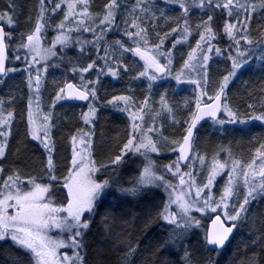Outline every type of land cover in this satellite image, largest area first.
Here are the masks:
<instances>
[{
    "label": "snow or ice",
    "instance_id": "obj_1",
    "mask_svg": "<svg viewBox=\"0 0 264 264\" xmlns=\"http://www.w3.org/2000/svg\"><path fill=\"white\" fill-rule=\"evenodd\" d=\"M163 3L178 6L182 10L180 15L168 16L166 9L157 7L156 0H135L130 6L127 0H108L102 11L96 13L91 11V0H47V3L39 0L33 29L20 33L19 37L11 30L15 27L13 0H9V11L0 13V22L10 29L5 31L0 26V84L11 73L26 74L29 95L24 135L37 142L46 154L47 175L46 181L35 176L25 180L17 168L4 178L5 168L0 166V252L10 264H89L87 237L97 215L101 238L112 240L109 247L93 249L96 253L93 264H137L142 241L143 251L148 254L140 264H219L218 257L248 223L253 202L264 201V142L259 143L246 165L223 146L209 163L195 150L202 122L211 121L221 133L233 131L228 125L238 126L235 131L244 133L253 122L264 123V97L259 106L248 104L244 112L228 98L230 85L243 71L252 69L264 74V30L258 28L259 35L253 37L251 27L254 14L257 19L264 18V0H163ZM193 8L207 17L201 18L195 28L190 23ZM60 11L63 19L53 27L51 21ZM118 15L123 27L116 24ZM173 19L176 26L161 35L158 22L163 20L166 24ZM49 29L56 34L51 46L46 47ZM115 32H122L127 40L108 41L107 36ZM153 32L157 42L152 41ZM83 33H91L92 39H81ZM169 36L173 37L172 49L195 39L194 47L189 43L186 58L181 54L179 71L173 67V51L165 48ZM223 37L229 41L228 49L213 43ZM57 45L62 52L60 62L68 60L72 79L78 78V82L65 79L59 84L51 109L43 112L41 91L48 67L59 66L48 63L58 55ZM73 46L79 48L75 63L63 54L64 49ZM10 51L13 62H20L23 68L6 66ZM129 53L142 61L132 79L147 81L149 93L154 86L160 87L157 81L171 77L177 85H194V96L186 99L180 109L169 103L167 89L159 95L158 109L150 96L139 102L132 95L112 96L105 106L127 113V136L117 152L106 160H97L94 137L100 111L97 106L100 78L119 79L121 68L127 73L129 68L124 59ZM213 53L226 55L230 62L226 74L215 82L209 75ZM261 91L264 92V87ZM13 99L9 97V103ZM62 102H86L87 111H81L79 116L84 127L77 128L70 137V163L60 183L54 159L53 110ZM4 103L0 99V161L7 159L15 121L14 110L5 113ZM161 117H166L178 136L164 135L163 124L157 126ZM21 119L25 117L22 115ZM165 148L176 158L158 165L153 154L159 156ZM221 152L227 153L226 159L221 160ZM133 157L141 160L137 165L139 173L125 181L123 169ZM225 175L227 178L217 187V178ZM153 189H163L165 197L157 202ZM133 201L142 208L141 212L128 210L126 205ZM194 213H200L201 217L215 214L210 227L205 228L202 218ZM116 223L122 225V230L114 231ZM154 226L159 229L158 234H150ZM137 230L141 235L134 240ZM53 231L56 235H52ZM255 237L246 248L259 245V251L246 255L240 264H264V217ZM61 249L71 250V255L61 253ZM108 255H114L115 259H106Z\"/></svg>",
    "mask_w": 264,
    "mask_h": 264
},
{
    "label": "trees",
    "instance_id": "obj_2",
    "mask_svg": "<svg viewBox=\"0 0 264 264\" xmlns=\"http://www.w3.org/2000/svg\"><path fill=\"white\" fill-rule=\"evenodd\" d=\"M108 0H92L91 3V11L94 13L100 12L103 9L105 3ZM15 5V16L14 23L15 28L11 29L14 36L19 37L20 33L27 32L30 28L34 27L36 15H37V7L39 0H13ZM47 3V0H46ZM135 3V0H127V4L130 6ZM156 4L158 8L166 9L167 15L170 17H178L182 10L178 8L176 5H165L163 0H156ZM9 11V0H0V13ZM159 14V13H157ZM257 14H254V18L252 20V36L257 37L259 35L258 28L260 30H264V18L257 19ZM217 17H219V10H217ZM201 18L207 19L201 11L197 8H193L190 13V23L193 28L195 25L201 22ZM3 25L2 22H0ZM116 24L123 27L122 17L117 16ZM158 30L161 32V35L165 31H170L172 27H175V20H169L168 23H164L163 20L158 22ZM5 26V25H3ZM6 30L9 31V27L5 26ZM50 32L48 31V38H50ZM195 34V33H193ZM196 35V34H195ZM76 34L73 33V37L75 38ZM178 38V37H176ZM81 39H92L91 33L85 34ZM117 39L127 40L126 37L123 36L122 32L110 33L107 36L108 41H115ZM152 41H156L155 33H152ZM194 42V39L192 40ZM173 37L169 36L165 41V48L171 49L175 56L174 65L179 69L182 60L181 54L186 58V53L190 50L186 46H177L176 49H172ZM229 41L226 37L220 38L215 41V45L220 47L221 49L225 48L227 45L229 47ZM76 48H78L76 46ZM77 50V49H76ZM95 58V56H93ZM9 66L11 67H19L23 68V64L18 62V64L13 62L12 53H9ZM139 61L138 57L133 58L131 54H126L124 63L128 65L129 71L127 73L123 72L121 68V77L119 79H114L108 76H103L100 78V84L98 85L99 92L98 95L100 97L97 102V106L100 108L99 118L95 125L96 135L94 137V157L97 160H106L108 156L114 154L118 151L120 145L125 141L127 136V129L129 127V119L127 113L120 112L118 109H114L110 106H105L106 102L112 98L114 95H132L137 102L143 100L145 96H150L151 101H156L157 103L153 105L155 108H159L158 101L159 95L164 92L165 89L168 90L167 97L169 103L173 104L180 109L183 107V103L186 99H191L194 96V89L189 86H183L178 89V85L175 82H170L168 80L161 81L158 83L160 87H153L151 93L147 90V84L143 80H134L132 77L136 74V71L139 69V66L142 65V61L139 63H133V61ZM90 62V61H88ZM49 63V62H48ZM50 65H54L51 63ZM223 63L220 62H211L209 65V75L212 82L222 78L223 74H226L227 67L223 70ZM230 66V64H228ZM59 69L63 70L67 73V78L69 82H78V78L76 80L72 79L71 73V65L69 63L59 66H50L48 67V77L46 76L45 81L48 84V87L51 86V90L55 88L54 81L57 77H60L57 73H59ZM250 73L252 77V81L258 77L260 74L259 71H254L249 69L248 71H243V74ZM243 74L239 75L234 84L230 87L228 92L229 102L235 106L239 107L240 110H247L248 104H256L259 106L258 101L255 100V97L258 93L257 89L252 88H244L248 83L246 79L241 82H238ZM64 77V76H63ZM26 74H21L20 72L11 73L9 77L5 78L4 83L0 87V99L4 100V110L5 113L9 110H14L15 112V121L13 123L11 132L12 135L9 138V149L7 150V159L4 161H0V166L5 168L4 176L10 174L13 169H19L22 178L29 177H44L45 181L47 179L46 171L44 169V162L46 161V154L43 152V149L36 143L32 141L30 138H26L24 135L25 131V122H26V109L28 102L29 91L26 85ZM91 78H94L92 76ZM261 82V83H260ZM260 82L258 84L264 87V74L261 73ZM240 84L241 91H243V100L236 99V93L239 92L238 85ZM244 85V86H243ZM250 85H254L250 83ZM264 94V92L262 93ZM9 97H14V99L9 103ZM234 100L241 102L240 104H236ZM194 107V104H193ZM86 106L75 104V103H67L62 102V104L57 105V107L53 110L55 115V123L56 127L54 130V136L56 142V153L54 156L55 162L57 164V175L60 179V183H62V176L64 171L62 168L67 165L64 158H68V147H62L64 140L70 139L71 135L75 133L76 129L79 127H84L82 121L79 120V116L81 111H86ZM22 115L25 117V120H22ZM163 120V132L164 135L173 137L178 136V133L169 126V122L166 117H161ZM258 122V121H257ZM261 123V122H260ZM233 131H229L227 133L218 134L211 131V121L207 122L203 127H201L197 133L196 141H195V150L200 151V155L204 156L206 159H211V157L217 152L218 145H223L225 148H229L234 158L240 159L242 163L245 165L250 163L252 158L254 157L255 149L259 147L260 142H264V123H253L250 126V130L244 133L239 131H235L237 128L228 127ZM205 147L210 149V152H203ZM206 151V150H205ZM227 153L221 152L220 158H223ZM154 158L157 160L158 165H164L169 163L171 160L176 158V154L172 153L170 155H159L153 154ZM135 161V162H133ZM65 163V164H64ZM141 163L140 158L133 157L129 159L125 168L123 169L125 176L124 179L127 181L133 174H138L139 169L137 165ZM104 178V177H102ZM174 182V181H173ZM175 183V182H174ZM156 194V200L159 202L160 198L165 197V193L163 189H153ZM130 200L132 198H129ZM129 211L131 212H141L142 208L137 205L135 201L126 205ZM99 211H103L101 208ZM251 216L249 217L248 223L242 228L240 232L236 234V239L232 241L229 247L218 257L219 264H240V261L245 259V256H251L253 252L259 251V245H253L251 247H247L253 239H255V234L259 228V221L262 217H264V201H261L257 204L255 201L251 206ZM100 216L97 215L96 223L92 225V231L88 234V256L87 259L89 264H93V261L96 259V253L93 251L96 247L106 248L110 246L112 238L105 241L101 238L100 232L102 231L99 226ZM210 219L206 218L203 223L205 228L208 227ZM122 230V225L120 223H116L114 225V231ZM131 231V229H128ZM202 232V230H199ZM159 229L153 227L150 230V234L157 233ZM52 235H56V232L53 231ZM141 233L137 230L134 233V240L136 237H140ZM242 241V242H241ZM239 244V247L237 245ZM145 242H141V255L136 258L137 264L143 260L144 256L147 255V252H144ZM67 252L71 254V250H63V253ZM16 255L22 256L23 253H15ZM212 256L216 258V254L212 253ZM106 259H115L114 255H108L105 257ZM165 258H178V257H168ZM264 259V257H262ZM0 264H10L8 257L0 252Z\"/></svg>",
    "mask_w": 264,
    "mask_h": 264
},
{
    "label": "rangeland",
    "instance_id": "obj_3",
    "mask_svg": "<svg viewBox=\"0 0 264 264\" xmlns=\"http://www.w3.org/2000/svg\"><path fill=\"white\" fill-rule=\"evenodd\" d=\"M91 3H92V0H91ZM64 6L62 5V8H63ZM101 12V11H100ZM63 19V12L62 11H60V12H58V14L52 19V21H51V23H52V26L54 27L56 24H58L59 22H60V20H62ZM16 26V25H15ZM8 27V26H7ZM15 28V27H14ZM13 28V29H14ZM33 29V27L32 28H30L27 32H30L31 30ZM49 31H51L50 32V38H47V40H45L44 41V45L47 47V46H51V39L55 36V32L54 31H52L51 29H49ZM27 32H25V33H27ZM85 34H89V33H85ZM194 35V37H195V39H198V36H196L195 34H193ZM195 39H194V42L192 41L193 39L192 38H190L189 39V43L191 44V46H195ZM189 43H186V44H182L181 46H186L187 48H189ZM214 44H215V41L213 42ZM229 44V43H228ZM177 46H179V45H177ZM78 47V46H77ZM225 48H227V45H225ZM224 48V49H225ZM77 49V50H76ZM171 50V49H170ZM78 52H79V48H76V46H73V47H71V48H67V49H64L63 50V54H66V57H70V58H72L73 59V62L75 63L76 62V58H77V54H78ZM57 53H58V55L56 56V57H53L50 61H48L49 62V65L51 64V63H53L54 65H62V63H64L65 62V64H67L68 63V60L67 59H65L62 63L60 62V60H59V57H60V55L62 54V52H61V49H60V46L59 45H57ZM101 55H103V53L101 52L100 53ZM233 54H235L234 53V51H233ZM213 61H215V62H220V63H223L224 65H222L223 66V70H225L226 69V67H227V69H229L230 68V66H228V64H230V62L228 61V59H227V56L226 55H222V56H217L215 53H213L212 54V60L210 61V63H209V65L211 64V62H213ZM18 64V62H15V64ZM226 66V67H225ZM173 67H174V70L175 71H179V69L175 66V65H173ZM60 77H57V79L54 81V86H55V88H53L52 90H51V86L50 87H48V84L46 83V81H45V83H44V87L42 88V91H41V96H40V102H41V107H42V110H43V112H48L50 109H51V102H52V98H53V95H54V92L56 91V90H58V85L59 84H62V82L65 80V79H67L68 80V78H67V73L66 72H64L63 70H61V69H59V73H57ZM251 74L250 73H247V74H243V76H242V78L238 81V82H241V81H243L244 79H246V81H247V83H248V85L247 86H244V88H252V89H257L258 90V93H257V95H256V97H255V100L256 101H258V103L260 102V99H261V97H264V94H262L263 92L261 91V88L263 87L261 84L259 85L258 84V82H260V77H261V72H260V74H258V77L257 78H255L253 81H252V77L250 76ZM46 76L48 77V74H46ZM46 76H45V78H46ZM64 76V77H63ZM95 78V77H94ZM93 78V79H94ZM168 81H170V82H175L171 77H169L168 79H167ZM143 81H145V80H143ZM162 81H164V80H162ZM236 81V80H235ZM234 81V82H235ZM146 82V84H147V81H145ZM161 81H157L156 82V84H158V83H160ZM234 82H233V84H234ZM176 83V82H175ZM250 83H253L254 85H250ZM261 83V82H260ZM232 84V85H233ZM1 85L2 84H0V87H1ZM232 85H230V87L232 86ZM183 86H189V87H191V88H195V86L194 85H191V84H187V83H185V84H182V85H178V89L179 88H181V87H183ZM236 89H238L239 90V92H237L236 93V99L237 100H243L242 98H244L243 96V91H241V87H240V84L238 85V87L236 88ZM237 100H234V102L236 103V104H240L241 102H239V101H237ZM235 107V106H234ZM87 111V110H86ZM244 111H246V110H241V112H244ZM146 119H148L147 117H146ZM149 122H150V120H149ZM163 124V120L160 118L158 121H157V126H159V124ZM253 123H259V124H263V123H260V122H253ZM226 127H233V128H237L238 126H234V125H228V126H226ZM211 131H213V132H215V133H217L218 132V134H222L220 131H218V130H216V129H214V127L212 126V124H211ZM53 136H54V130H53ZM37 143V142H36ZM66 146L68 147V158H64V160L66 161V163H67V165L70 163V158H71V144H70V139H67V140H64V142H63V145H62V147H64V148H66ZM221 146H223V145H218V149H216L215 151H218L219 150V148L221 147ZM224 147V146H223ZM206 150V151H205ZM205 150H203V152H210V149H208L207 147H205ZM200 151H201V149H200ZM200 151H197L196 150V152H199L200 153ZM170 154H172L170 151H168L166 148L162 151V153L160 154V155H170ZM227 158V154L226 155H224V157L223 158H221V160H223V159H226ZM211 161V159L209 160V159H206V163H209ZM65 164V163H64ZM57 165V164H56ZM67 165H65V167H63L62 168V171H64V173H63V175L66 173V166ZM58 168V167H57ZM199 169H200V166H199V163H197V165H196V170L197 171H199ZM56 175H57V173H56ZM203 173H201V175H200V177H199V179H203ZM57 177H58V175H57ZM4 178H6V176H4ZM227 177H226V175L225 176H223V177H218L217 178V187H220L222 184H223V182H224V180L226 179ZM25 179V178H24ZM25 180H27V179H25ZM174 182H177V181H174ZM213 191L214 192H216L217 191V189H213ZM194 215H196L198 218H202V222H204L205 221V219L206 218H211L212 216H214L215 214H209V215H207V216H203V217H201V214L200 213H194ZM63 250H65V249H61V253H63ZM68 254V253H67ZM69 255H71V254H69Z\"/></svg>",
    "mask_w": 264,
    "mask_h": 264
},
{
    "label": "water",
    "instance_id": "obj_4",
    "mask_svg": "<svg viewBox=\"0 0 264 264\" xmlns=\"http://www.w3.org/2000/svg\"><path fill=\"white\" fill-rule=\"evenodd\" d=\"M0 26H3V25H0ZM4 27H5V26H4ZM5 31H6V28H5ZM6 66H9V62H7ZM72 103L79 104V105H83V106L86 105V102H72ZM207 122H208V121H207ZM202 124L205 125L206 122H202ZM200 128H201V127L198 126V131H199ZM197 133H198V132H197ZM196 136H197V134H196ZM212 218H214V216H213ZM210 225H211V220H210V222H209V224H208V227H210ZM228 247H229V245L226 246V249H227Z\"/></svg>",
    "mask_w": 264,
    "mask_h": 264
}]
</instances>
